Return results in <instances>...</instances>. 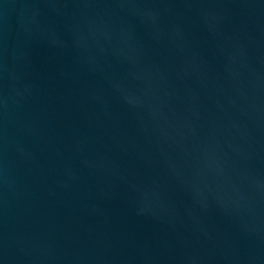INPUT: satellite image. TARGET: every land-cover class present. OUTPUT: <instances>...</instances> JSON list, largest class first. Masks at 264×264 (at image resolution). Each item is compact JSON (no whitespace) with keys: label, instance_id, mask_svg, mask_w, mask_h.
Segmentation results:
<instances>
[{"label":"water","instance_id":"95a60500","mask_svg":"<svg viewBox=\"0 0 264 264\" xmlns=\"http://www.w3.org/2000/svg\"><path fill=\"white\" fill-rule=\"evenodd\" d=\"M0 264H264V0H0Z\"/></svg>","mask_w":264,"mask_h":264}]
</instances>
